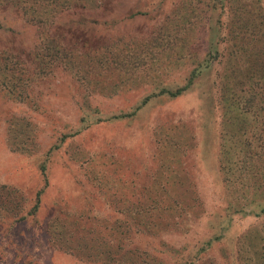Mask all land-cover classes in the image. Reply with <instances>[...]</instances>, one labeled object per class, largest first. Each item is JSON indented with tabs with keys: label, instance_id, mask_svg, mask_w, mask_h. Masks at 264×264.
Here are the masks:
<instances>
[{
	"label": "trees",
	"instance_id": "1",
	"mask_svg": "<svg viewBox=\"0 0 264 264\" xmlns=\"http://www.w3.org/2000/svg\"><path fill=\"white\" fill-rule=\"evenodd\" d=\"M68 1L61 3L64 9H70ZM15 3L19 5L18 0ZM201 5L202 15L207 17L206 48L199 55L191 44L196 39ZM28 9L34 10V15L40 11L35 5ZM23 10L26 11V6ZM38 17V24L53 28L55 20L50 16L38 14ZM151 36L150 41L135 47L128 42L123 48L125 51H119L115 58L103 52L95 58L91 53L76 54L72 44L68 45L71 49H64L62 57L58 52L52 54L51 46L47 47V60L65 59L72 76L77 77L81 71L84 76V81L79 82L83 90L81 103L76 102L81 110L79 126L61 135L48 154L92 126L131 122L156 101L176 100L196 93L198 105L193 117L173 123L157 122L155 135L159 136L155 140L153 161L159 160V166L154 181L151 185V181H145L141 188L135 184L138 193L130 191L132 195L127 198L130 205L123 211L124 223L116 221L113 229L118 235V231L123 234L126 229L125 236H130L140 226L154 235L188 233L193 222L206 216L194 175L186 165L188 157L198 155V150L202 163L209 164L212 157L209 170L220 188L223 209L207 216V233L195 240L187 254L174 256L171 262L161 257L156 248L153 252L146 249L137 253L134 251L138 249H131L124 253L120 237L110 244L97 231L99 227L86 228L76 217L73 220L58 214L53 217L46 227L48 241L55 249L84 256L89 262L100 257L102 264H216L213 260L203 261V255L227 240L220 254L229 264H264V0H180V5L164 15ZM116 43L111 44L112 48ZM82 44L85 46V42ZM90 59H96L97 69L85 61ZM39 61L43 62L40 58ZM187 63L190 66H185ZM112 65L127 76L107 81ZM174 70L183 71L167 80ZM95 72L99 77L104 76V82L92 75ZM23 74H16L9 64L0 66V80L8 96L26 99L33 78ZM141 87H145V92L129 111L118 110L107 115L90 103V97L98 90H112L114 94L122 89ZM29 125L25 119L13 122L8 129L10 143L17 145L21 152L27 151V142L32 139ZM97 154L87 150L72 158L76 161L89 158L84 162L90 160L94 185L103 188L110 182L102 180V171L92 166L99 162L95 159ZM102 164L105 167L106 163ZM132 168L139 172L137 167ZM40 169L46 176L45 164L42 163ZM116 179H120V183L118 180L114 185L122 189L123 178ZM129 185L133 187V181ZM41 193L35 195L28 207L21 192L1 188L0 219L12 218L19 222L36 217ZM132 196L138 198L139 203L145 199L147 206H137ZM246 219H250L251 224L231 236L236 221ZM90 232H95L92 238L86 236Z\"/></svg>",
	"mask_w": 264,
	"mask_h": 264
},
{
	"label": "rangeland",
	"instance_id": "2",
	"mask_svg": "<svg viewBox=\"0 0 264 264\" xmlns=\"http://www.w3.org/2000/svg\"><path fill=\"white\" fill-rule=\"evenodd\" d=\"M18 1L17 6L16 0H0V66L9 64L16 74L24 72V77L29 75L33 78V84L26 99L20 100L15 96H8L0 80V189L21 192L28 207L35 195L39 191L42 193L36 217L19 222L12 218L8 221L0 219V264H102L100 257L89 262L83 259L84 256L63 252L51 246L46 227L57 214L61 218H69L68 220L79 218L81 225L86 228L99 227L100 230L97 231L110 244L120 237L124 253L131 249H138L134 251L137 253L146 249H152L153 252L156 248L168 262L174 256L187 254L193 243L207 233V216L220 211L224 206L220 188L209 170L212 167V157L209 158V164L202 163L199 150L195 157H188L186 165L194 175L206 216L193 222L188 233L154 235L140 226L130 236H125L126 229L123 234L121 230L118 231V235L113 228L116 221L118 224L124 223L123 211L130 205L127 198L132 195L130 191H135V184L141 188L145 181H151L150 185L154 181L153 177L159 166V160L153 161L155 140L159 136L155 135L157 122L164 120L173 123L178 119L193 117L198 105L196 93L176 100L165 98L156 101L145 109L142 116L139 115L131 122L92 126L80 135L68 139L59 150L48 154L61 135L79 126L81 110L76 102L81 103L83 90L79 82L84 81V76L83 71L77 77L75 74L72 76L65 59L64 62L47 60V47L51 46L52 54L58 52L62 57L64 49H71L68 45L72 44L76 54L91 53L95 58L99 52H103L105 55L109 54L110 58H115L119 51H125L123 48L128 42L135 47L141 42L150 41L151 33L164 19V15L177 8L180 0H69L70 9L62 7L64 0ZM31 5H35L40 11L34 15L35 11L28 9ZM23 6H26V11ZM202 9L201 5L196 23V39L191 44V48L199 55L206 48L207 17L202 15ZM38 14L54 19L53 28H45L43 23L38 24ZM82 42H85V46ZM113 43L117 46L112 48ZM95 60L85 61L89 62L90 67L97 69ZM112 66H109L111 75L107 81L127 76L116 65ZM185 66H190V63ZM183 70H174L167 80L182 74ZM92 75L101 82L105 80L104 76L99 77L98 72ZM143 92L145 87L122 89L114 94L112 90H98L90 97V103L107 115L118 110L129 111ZM25 119L29 121L28 129L32 139L27 142V151L21 152L17 145L10 143L8 129L13 122ZM87 150L98 153L95 159L99 162L92 166L102 171V180L110 182L103 188L94 185L93 170L89 169L90 160L84 162L89 158L84 157L78 161L72 158L74 154ZM102 162L106 163L105 167ZM42 163L46 166V176L40 169ZM134 166L140 173L134 172ZM120 177L125 185L122 189H117L114 184L118 180L120 183V179H116ZM130 181H133V187L129 185ZM131 199L137 206H147L145 199L140 203L134 196ZM250 224V219L236 221L230 235H236ZM94 234L95 232H90L86 236L92 238ZM226 241L217 243L210 252H206L203 261L229 264L220 254V249L227 245Z\"/></svg>",
	"mask_w": 264,
	"mask_h": 264
}]
</instances>
